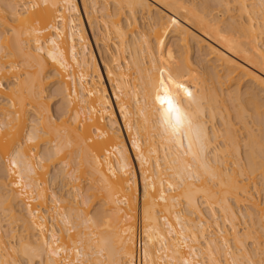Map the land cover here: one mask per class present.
Wrapping results in <instances>:
<instances>
[{"label": "bare ground", "instance_id": "1", "mask_svg": "<svg viewBox=\"0 0 264 264\" xmlns=\"http://www.w3.org/2000/svg\"><path fill=\"white\" fill-rule=\"evenodd\" d=\"M80 4L100 63L77 0H0V25H7L0 30V159L7 172L0 170V210L10 217L8 230L0 222V264H23L19 257L38 264H241L256 250L264 264V208L251 191L257 174L264 181V0ZM97 12L102 36L94 32ZM192 39L223 74L202 58L192 66ZM162 75L172 78L174 94L175 83L191 93H178L185 119L175 132L154 99ZM235 78L250 86L224 94ZM226 95L234 124L223 113ZM47 98L59 102L54 114ZM218 117L223 128L213 124ZM55 162L61 168L54 176L70 185L67 199L48 192ZM86 192L101 200L92 215ZM241 205L250 206L248 218L257 213L244 233L236 224ZM217 212L229 229L219 226ZM253 254L247 262L259 264Z\"/></svg>", "mask_w": 264, "mask_h": 264}, {"label": "rangeland", "instance_id": "2", "mask_svg": "<svg viewBox=\"0 0 264 264\" xmlns=\"http://www.w3.org/2000/svg\"><path fill=\"white\" fill-rule=\"evenodd\" d=\"M104 0H98V2H99V4H100V2L102 3ZM189 1H191L193 4H195V3H199L200 2V0H189ZM77 3H78V6H79V13H80V16H81V19H82V24H83V28H84V30H85V32H86V34H87V36H88V38H89V41H90V43H91V47L93 48V51H94V53H95V56H96V58H97V60L99 61V57H98V52H97V49H98V47H97V49H96V46H95V43H94V40H93V35H92V31L89 29L90 27L88 26L89 24H88V22H87V20H86V15H85V13H83L84 11L82 10L83 8L81 7V4H80V0H77ZM97 5H98V3H97ZM97 5H96V7H97ZM220 10V12H218ZM213 12L215 13V14H218L219 15V17H221L220 19H223V20H226L228 17H227V13L225 14L224 13V11L222 10V9H218V8H215L214 10H213ZM100 12H97V14H96V20L94 21V24L93 25H95V27L94 28H96V25H98L97 26V28H96V30L94 29V32H96V34L98 33V35H100V34H102V31L104 32V30H103V28H102V21H101V19L102 18H99V16H100V14H99ZM229 15V14H228ZM95 16V15H94ZM101 17V16H100ZM95 18V17H94ZM140 20V19H139ZM101 21V22H100ZM141 21V20H140ZM139 21V22H140ZM98 22V23H97ZM100 22V23H99ZM138 22V25H140V23ZM8 23H11V21H8ZM97 23V24H96ZM141 23H142V21H141ZM101 24V25H100ZM142 25V24H141ZM7 25H5L4 27H6ZM4 27H3V25H0V30H4ZM138 28H140V26H138ZM99 30V31H98ZM98 31V32H97ZM101 31V32H100ZM194 31V30H193ZM196 34H198V32H196V31H194ZM102 35H104V33L102 34ZM102 35H100V36H102ZM100 36H98V37H100ZM178 38H179V36H177V35H175V36H171V37H169V39H168V42H167V45H166V49L168 48V46H169V44L170 43H172V42H175L176 40L178 41ZM190 41V40H189ZM109 43H110V41H108ZM176 43V42H175ZM194 40L192 39L191 41H190V43H189V45H190V50H189V54H188V56H189V61L192 63V66L194 67V66H196L195 65V63H196V61H197V58H198V60H199V58H202V60L203 61H205V62H202V64L203 65H207L208 67H209V70H211L212 72H213V69H214V72H213V74H216V75H221V74H223L224 72L219 68V66H217V63H215V62H217V61H215V60H213V59H210L209 57H207V49L206 48H202V50H200L201 52H199V50H198V48H197V46H195L196 44L194 43ZM100 45V44H99ZM102 45V44H101ZM100 45V46H101ZM99 46V47H100ZM102 47H103V45H102ZM101 47V48H102ZM203 47H205V46H203ZM197 48V49H196ZM198 50V51H197ZM206 53V55L204 56V58H206V59H204L203 58V56L202 55H204ZM202 54V55H201ZM199 55V56H198ZM201 56V57H200ZM99 63H100V61H99ZM205 63V64H204ZM217 66V67H216ZM101 67H102V65H101ZM215 67V68H214ZM213 68V69H212ZM103 70V69H102ZM215 70H216V72H218V73H216L215 72ZM48 75V73H46L44 76H47ZM263 78H264V76L263 75H261ZM220 77V76H219ZM222 78V77H221ZM12 79V78H11ZM222 80V79H221ZM46 82L48 81V83L51 81V80H49V79H47V80H45ZM237 82V79L235 78L234 80H233V82L231 81V83H229V84H226L225 86H223L222 87V92L224 93V94H226L230 89H233V88H239L240 89V91H244L246 88H248L250 85V83L247 81V80H244V79H242L241 81H239L238 83H235ZM247 83H249V84H247ZM247 85H249L248 87H247ZM54 89V86H51L50 85V87H48L47 88V90H50V91H52ZM109 92H110V89H109ZM262 95H263V93H262ZM49 98H47V100H48ZM113 99V98H112ZM50 100V101H49ZM48 101H49V104L51 105V111L53 112H55V110H56V107L58 106V101H56L55 102V98H50ZM223 102H224V105L226 106V109L223 111V113L225 114V116L227 117V118H229V119H231V122L234 124V123H236L237 122V120L236 119H234V117H235V110H234V108L232 107L233 106V102L230 100V98L226 95V96H224L223 97ZM57 104V105H56ZM54 112H53V114H54ZM118 115V114H117ZM220 119H219V117L217 118V119H215L214 121H213V124H215L216 126H218L219 128H223L224 126H222V124H221V127H220ZM251 125V128L253 129V131H255L254 133H258L257 131H256V129H257V126L256 125H254V124H250ZM235 126H237V128H238V126H241V125H239V124H235ZM242 129V128H241ZM240 131H242V132H240ZM239 132L241 133H238L241 137L240 138H242V139H244L245 137H246V133H245V130H240ZM125 139H126V136H125ZM220 139V138H219ZM127 140V139H126ZM221 140V139H220ZM218 141V142H216V145H219L220 144V142L221 141ZM127 145L129 146V150H130V145L128 144V141H127ZM46 146H48V145H46ZM3 148H5L3 151H6V146L5 147H3ZM40 149H45V146H43V145H41V147H40ZM244 147L242 146L241 147V150H242V155H243V151H244ZM42 151V150H41ZM5 154H7L6 152H5ZM5 156V155H4ZM131 156H132V158H133V163H134V165H135V170H136V172H137V178H138V182H139V184H138V190H139V192L141 191V184H140V174H139V171H138V166H137V164H136V160H135V157L133 156V154H132V152H131ZM2 158V157H1ZM57 162H55L54 164L55 165H53V163H50V165H49V169H48V175H47V180H48V182H47V186H48V192H49V194L50 193H52V192H56V194L57 195H59V196H62V194L64 195V198H66L67 199V197H68V194L70 193L71 194V190H70V188H69V184H67L68 183V179L67 178H63V181L61 180V177H59V176H54V174L58 171V168L60 169L61 167H59V164L57 163ZM2 164H4L3 163V161L0 159V170L1 171H3V169L4 168H1V165ZM2 167H4V166H2ZM56 170V171H55ZM6 171H5V169H4V173H5ZM7 173V172H6ZM6 173H5V175H6ZM54 177V179L52 180V178ZM55 177H57L56 179H55ZM260 177L261 176H259L258 174L256 175V177H255V182H257L256 184V188L255 187H253V189H251V191H253L252 193H253V195L255 196V198H256V200H257V202L260 204V206L262 207V208H264V181L262 182V177H261V179H260ZM1 179V178H0ZM67 182H66V181ZM65 182H66V184H65ZM84 182H85V184H84ZM83 182V184H81L82 186H85V188H87L88 186H86V185H88L87 183H86V181H84ZM263 183V184H262ZM254 189H257V191L256 190H254ZM2 192V193H1ZM89 192H90V190H89ZM0 193L2 194V195H4V193H5V191L4 190H2V189H0ZM88 192H86L85 193V196L87 195L88 197H89V201H90V206H89V210H90V213H91V215L93 214V213H95V211H97V209L100 207V203H101V200L99 199V198H96V196L94 197V195L92 196L91 194H92V191L89 193V194H87ZM7 194V193H6ZM5 194V195H6ZM70 194H69V196H70ZM1 195V196H2ZM91 195V196H90ZM66 196V197H65ZM3 197H5V196H2V198ZM63 197V196H62ZM69 198H71V197H69ZM68 198V200H71V199H69ZM84 198V197H83ZM87 198V197H86ZM85 199V198H84ZM88 199V198H87ZM200 200V199H199ZM103 202V201H102ZM68 205V204H67ZM205 205L204 204H202L201 205V207H203L202 208V211H203V213L205 214H203L204 216H208V217H206V219H204L203 217V219H204V221L205 220H207V218H209V216H210V213L208 214L207 212L209 211L207 208H206V206L204 207ZM249 206V205H248ZM248 206H246V205H241V207L240 208H237V210L239 209L240 210V212H239V214H241V215H239L238 216V218H237V220H236V224L239 226L238 228H239V230H240V233L242 232V233H244L245 231H246V229H248V225L251 227V229H252V227L254 228L255 226H251L253 223V220L255 221V219H253L255 216H257V213L255 212V211H253V212H255L256 213V215H255V213H253L254 215H252V218H248V214L250 213V212H252L250 209L251 208H248L247 209V207ZM102 207V206H101ZM250 207V206H249ZM2 209L4 208V207H1ZM100 209V208H99ZM5 210V209H4ZM3 210V211H4ZM238 210V211H239ZM246 210H248V212H249V210H250V212L247 214L245 211ZM1 211V210H0ZM3 213H5V215L7 214V215H9L8 214V212L6 211V212H0V222H2L1 224H2V226H4L3 227V229L4 228H6V230H8V223H9V221H10V217H7V216H5ZM218 214L217 215H219L220 217V219H217L218 220V224H219V226L220 227H224V228H226V229H229L230 228V223H228V222H226L224 219H222V216H221V214H220V212H217ZM246 215H248V216H246ZM2 216V217H1ZM5 216V217H4ZM196 216V215H195ZM7 217V218H6ZM9 219V220H8ZM211 219V218H210ZM251 219H253L250 223H251V225L249 224V220H251ZM2 220V221H1ZM6 220H8V221H6ZM209 220V219H208ZM224 221V223H223V221ZM6 222H8L7 223V226H5L6 225ZM141 218H140V213H139V209H138V207L136 208V211H135V240H136V232H137V229L138 228H141ZM19 225H20V223L21 222H17ZM209 223V222H208ZM207 223V225L209 226L208 227V232L211 234V232H212V234L215 236V234L217 233L216 231V225L214 224V223H209L208 224ZM227 223L229 224V226L227 225ZM12 224V223H11ZM14 224H16V223H13V225ZM254 224L257 226V224L254 222ZM17 227V226H16ZM247 227V228H246ZM17 229H18V227H17ZM20 230V229H19ZM19 230H17V233H19L20 231ZM216 230V231H215ZM249 230V229H248ZM19 231V232H18ZM215 233V234H214ZM136 242V241H135ZM229 245H230V249H231V251L233 252H237V250H239V251H241L240 249H241V247H239L240 249H238V247H236L234 244H233V242L231 241V240H229ZM246 245V247H248L247 249H249V250H251V252H252V249H255V246H254V248H253V245L251 244V239L250 240H248V238H247V240H246V243H245ZM141 249V248H140ZM135 250H136V247H135ZM239 251L236 253L237 255H239ZM254 252V251H253ZM253 252H252V254H253ZM241 253V252H240ZM256 253H257V250H256ZM255 252H254V254H256ZM13 254V253H12ZM252 254L250 255V253H249V255L250 256H252ZM254 254H253V258L255 257L254 256ZM248 255V258L247 257H245V258H247L246 260H244L243 258H241L240 259V261H241V264H249V262H247L248 261V259H249V256ZM18 257H19V255H17ZM17 256H15L16 258H18ZM240 256V255H239ZM238 256V257H239ZM257 256H259V255H257ZM255 257L256 258V262L258 263L259 262V264H263V260H261V261H258L259 259H257L258 257ZM261 256V255H260ZM13 257H14V254H13ZM241 257V256H240ZM239 257V258H240ZM244 257V256H243ZM21 258V259H20ZM19 259L23 262V264L26 262V260L23 258V257H19ZM18 259V261H20ZM23 259V260H22ZM206 258H203V260L205 261V263L204 264H208L207 262V260H205ZM25 260V261H24ZM201 261H202V259H201ZM203 261V262H204ZM207 261V262H206ZM239 261V262H240ZM137 262V261H136ZM247 262V263H246ZM261 262V263H260ZM27 264H38L37 262L35 263L34 261L33 262H30V263H28V262H26ZM250 263H251V261H250ZM22 264V263H21ZM136 264V263H135ZM137 264H138V262H137ZM210 264V263H209ZM240 264V263H239ZM256 264V263H255Z\"/></svg>", "mask_w": 264, "mask_h": 264}, {"label": "snow or ice", "instance_id": "3", "mask_svg": "<svg viewBox=\"0 0 264 264\" xmlns=\"http://www.w3.org/2000/svg\"><path fill=\"white\" fill-rule=\"evenodd\" d=\"M173 83L171 77L165 78L162 75L156 86L154 99L161 119L175 132L180 129L185 119L181 108L182 100L178 93L181 89L187 96H190L191 93L182 83H175L176 94H174L172 90ZM0 87H3V85H0Z\"/></svg>", "mask_w": 264, "mask_h": 264}, {"label": "built area", "instance_id": "4", "mask_svg": "<svg viewBox=\"0 0 264 264\" xmlns=\"http://www.w3.org/2000/svg\"><path fill=\"white\" fill-rule=\"evenodd\" d=\"M141 241H142V234L140 228H138L136 232V252L138 255L141 248Z\"/></svg>", "mask_w": 264, "mask_h": 264}]
</instances>
